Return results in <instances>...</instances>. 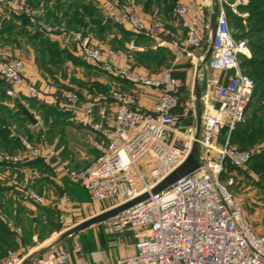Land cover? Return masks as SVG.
<instances>
[{"label":"built area","instance_id":"2783aa9c","mask_svg":"<svg viewBox=\"0 0 264 264\" xmlns=\"http://www.w3.org/2000/svg\"><path fill=\"white\" fill-rule=\"evenodd\" d=\"M96 2L112 25L132 35L149 36L153 32L135 9L133 0ZM0 3L15 16H33L32 10L19 0H0ZM216 3L209 67L232 75L213 88L209 98L220 106L216 109L209 104L210 112L202 117L199 133L194 126L179 135L175 132L174 111L180 106L181 84L170 70L154 75L136 72L139 49L134 36L122 48H103L80 32L44 20L35 21L38 33L61 34L78 43L84 61L133 85L150 87L158 95L152 115H146L132 108L129 97L119 89L111 90L102 101L84 100L73 89L60 90L54 102L88 130L87 143L100 153L84 168L73 167L55 144H39L22 136H19L21 146L15 151L0 152V162L6 165H26L40 160L53 172L47 176L50 181L66 177L88 194L92 205L118 198L112 206L115 207L148 193L147 200L104 222L112 233L133 230L137 239L135 254L115 264H264V232H257L245 220L242 205L230 194L229 184L220 178L224 162L243 168L250 161L252 151L231 146L227 139L217 152L218 159L211 160L206 153L199 152L200 166L196 171L166 190L151 193L187 160L193 148L211 149V140L223 128L231 132L236 124L244 121L253 82L240 69V58H249L250 53L246 41L235 39L231 33L227 14L228 9L236 12L244 0L232 3L216 0ZM189 12L190 8L183 4H177L173 10L177 19ZM184 26L186 38L169 44L174 62L190 57L202 47L196 24ZM121 59L123 64L119 65ZM0 80L5 83L7 97L31 99L39 95L38 89L24 77V63L19 58L0 62ZM145 158L147 169L143 171L139 163ZM8 185L32 203L55 210L57 221L66 223V211L72 203L66 192L57 197L46 196L16 176L8 179ZM68 258L67 253L60 251L40 264H66ZM22 261V257L8 252L0 264H21Z\"/></svg>","mask_w":264,"mask_h":264},{"label":"crops","instance_id":"0c3cea01","mask_svg":"<svg viewBox=\"0 0 264 264\" xmlns=\"http://www.w3.org/2000/svg\"><path fill=\"white\" fill-rule=\"evenodd\" d=\"M19 1L32 10L33 16H15L8 7L0 3V62L12 58H19L23 61L24 77L38 89L39 95L33 99L38 101L39 104H49V106L53 107L52 104H56L54 99L57 98L58 91L72 87L68 82L69 77L67 79L62 78L61 73H59V77L54 75L53 78L59 82L56 84L57 82L51 79V77H48L47 74L50 72L48 69H40L41 59L40 57L38 59L35 56V52L37 51L40 55L39 41L33 40L32 36L39 35V37L56 42L60 50L70 53L74 57L82 58L79 54L78 43L71 38L61 34L45 36L42 33H38L35 25V21L38 20H48L47 22L49 23L56 22L58 25L64 26L65 29L69 31L80 32L83 37L88 38L94 44H98L103 48H122L134 36L139 49V51L136 52L138 53L136 59V72L140 74L154 75L162 70H170L172 76L181 84L180 93L178 95L180 106L174 111L176 116V135L181 134L183 130L188 127H196V109L198 107L196 99L197 93L200 94L203 117L210 112V103H208V99L211 96V92L215 85L224 83L226 78L232 75V73L229 72L219 73L211 70L209 67V60L207 63L203 64V59L211 42L210 40L208 46H205L207 42L205 39L206 35H210L211 38V20L215 9V0H176L175 5L183 4L190 8V12L182 19L175 18L176 22L173 20L169 22L171 12L167 14L164 13L162 9H159V7L156 6L157 4L155 2L148 8V10H146L144 4L141 3L142 0H138L137 4H135V9L153 32L149 36L138 34L131 35L130 37L123 33L124 31H129L112 25L105 19L96 0ZM72 3L73 5L78 3L79 11L81 6L90 5L95 10L94 18L99 21L102 20V26L108 22L110 28L103 29L102 26L96 25L88 15L85 16L83 22H75L73 20L75 10L71 5ZM154 5L156 9H152ZM66 12H68L67 16H65ZM47 16L49 18H47ZM161 16H163L164 19L167 17V21L164 22L160 18ZM173 17L175 16L173 15ZM10 22L14 25L12 31L7 29V25ZM160 24L162 27H159ZM184 24H196L198 34L202 38V47L199 50L193 51L190 57L185 56L178 62H174L173 57L170 56L171 53H168L169 49L167 48H169L170 43L186 38L187 28ZM159 49L168 51L165 55L159 56L155 61L144 62L141 60L142 58L139 57L138 59V55L141 53L147 51L155 53ZM84 62L87 63V65L94 67L91 68L92 70L98 69L102 75L95 79H91L90 82L94 80L93 82H96V86H94V84H87L89 81H87V79H82L86 82V85L84 86L85 89L80 91L84 100H106L111 90L119 89L129 97L132 108L139 110L143 114L152 115L158 97L157 92L154 89L141 85H133L120 76L108 73L86 61ZM122 64L123 60L121 59L119 60V65ZM73 65L74 64L71 61L66 60V62H64L65 71H69ZM0 86V90L4 91L5 83L2 82ZM58 86L62 88H59ZM103 87L108 88L106 92L102 90ZM259 94L258 90L257 94L250 99L245 114L246 121L252 120L254 118V113L256 116L262 115L264 117V98L258 99ZM21 97L26 98L18 96L11 99L19 100L25 104V102L20 99ZM3 104L10 107V109L13 108L6 102H3ZM256 126V122H254L253 127ZM81 127L89 135L88 130L83 126ZM11 135L14 136L15 134L12 133ZM0 164H2V162H0ZM50 174L53 175L51 170L45 171L43 167L29 166L27 164L20 166L0 165V203L6 204L5 201H10L13 205H16V203H13L15 201L23 204L32 203L19 191L8 185V179L12 176H16L20 180H28V184L30 182L38 191H43L45 187H49L58 193L60 189H63V180L67 178L62 177L58 178L55 182H51L47 177ZM24 206L28 207L27 204ZM13 214L15 215L14 220L9 218L8 221H6L5 215L0 213V219L6 224L11 233L12 246L14 247L13 251L7 250V253L13 252L17 256L22 257L23 261L21 264H40L41 262L49 260L59 252V243L56 242V239L60 233L58 234L54 230V232H50L42 238H39L38 234L33 233L28 239H26L24 231L21 229L20 225L18 226L14 224V221H20L22 215L16 212H13ZM93 239V253L86 256L81 254L79 259L76 254V252L79 251V246L77 241H75L76 239H73V245L76 247L73 249L72 253L68 255L69 258L66 264H115L121 259L134 255L136 252L135 244L137 239L135 237V232L131 229H125L120 233H112L111 237L104 240L105 242L95 233Z\"/></svg>","mask_w":264,"mask_h":264},{"label":"rangeland","instance_id":"374dc122","mask_svg":"<svg viewBox=\"0 0 264 264\" xmlns=\"http://www.w3.org/2000/svg\"><path fill=\"white\" fill-rule=\"evenodd\" d=\"M137 1L138 0H133L134 5L137 4ZM146 1L147 0H142L141 3L145 4ZM152 1L157 2L156 0ZM227 1L232 3L234 0ZM156 4L159 9L163 10L161 5L158 3ZM175 6L176 5H174L172 8L169 22L171 20H176L175 17H173V10ZM153 8L156 9L155 5L152 7V9ZM230 13L231 15L229 24L231 33L234 36L236 35L242 37V39L246 41L250 56L255 54V51L257 50L251 48L249 45L252 44L253 41H258L260 38H264V22H261V19L264 15V0H244V3L238 6L236 12L231 11ZM160 18L164 22L167 21V17L164 19V17L161 16ZM236 18L239 19L238 22L235 20ZM101 21L102 20H100V23ZM53 23L57 24L56 22ZM205 39L207 41L205 46H208V43L211 39L210 35H206ZM165 51L167 53L168 50ZM37 52H35V56L39 59L40 55L39 52ZM168 53H171L170 50ZM259 55L261 56L262 54L258 52L257 56ZM170 56H172V54ZM244 65V61L240 60L241 70L244 69ZM40 66L41 70H45L44 68H46L50 71L47 75L57 82L56 84L59 82L53 78L54 75L58 76L59 73H61L62 78L67 79L69 77V84L71 85L72 89L78 92H80L82 89H85L84 86L86 85V82L82 79H87V81H89L87 84H94V86H96V82H93L94 80L90 82L91 79L102 76L98 69L92 70L91 68L94 67L87 65V63L83 61H81V65H73L69 71H65L64 63L55 68L51 66V64L44 65L40 63ZM244 71H249V69H244ZM20 99L24 101L26 105L19 100L17 101L11 98H8L7 100L0 99V101L6 102L10 106L17 108L18 105H23L34 115L38 121V124L36 126H32L29 122L28 125L27 123L16 120H7L5 119L3 112L0 111V118L5 120L4 125L7 128L10 127L8 128L10 134L14 133L17 136L28 137L30 138V141L39 144H55L58 149L64 150L65 157L71 160L73 167L75 168L86 167V165L89 164L92 159H96L100 155L98 151H96L91 145L87 143L86 140L88 133L83 130L81 125L78 124L66 111H64V108H61L58 104H52L55 108V112L50 113L46 110V108L39 107L41 104H39L36 100L29 102V99L24 100L22 97ZM56 100H58V98H56ZM45 105L49 106V104ZM10 111V113H7L8 116L13 113L12 111L14 110ZM261 116H256L254 113L256 124L258 123L259 117ZM245 119L246 117L244 118V121L247 120ZM244 121L239 123V125L233 131L232 140L230 136L231 132H228L226 128H223L219 132V135L211 140V149L201 146L199 148L197 147V156L199 152H202L204 154L206 153L211 160L218 159L217 152L224 145L227 139L229 145L231 146L237 147L241 150L245 149L252 151V157L258 153L263 154L264 139H259V141L255 139L254 143H251L247 146L246 142H244V139L241 138V130L245 124ZM98 139L102 141L100 138ZM0 152H3V150H0ZM147 161L148 159L145 158L139 163V166L143 171L147 169L145 167ZM255 163H258V165L262 166L255 168ZM223 168L224 171L222 175V181L229 184L228 190L230 194L242 205L245 220L251 224L257 232H264V160L253 159V161L249 162L243 168H236L229 165L227 162H224ZM21 181L26 180L21 179ZM28 185L35 189L30 182ZM63 185V189H60L58 193L49 187H45L43 190L44 192L38 191L37 189L35 190L39 193H45L46 196L57 197L63 192H66L70 196L72 203L66 211L67 221L65 224H61L57 221V212L55 210L35 203H25L28 205V208L24 206L25 204L17 201L13 202L16 203V205H13L10 201H5L6 204L0 203V213L5 215L6 221H8L9 218L14 220L15 215L13 212L21 214L22 217L20 218V221L18 222L16 220V222L14 221V224L18 226L20 225L21 229L24 231L25 238L28 239L33 233L38 234V237L42 238L48 235L50 232H54V230L61 235V233L65 232L72 226L102 212L106 208L112 207L118 200V198H113L110 201L92 205L86 192L80 189L76 184L69 181L68 179H64ZM94 233L98 234L99 238H101L103 241L112 235L104 223L93 225L84 231L76 232L75 234L65 237L62 240H60L59 235L56 239V242L59 243L58 251H63L68 255L71 254L73 249L76 247L73 245V239H76L75 241H77L79 246V251L76 252L78 259L80 258L81 254L85 256L90 255L94 251ZM0 243H2V241H0ZM2 244H4V242ZM8 250L13 251L14 247L11 246L8 248ZM6 253L7 249H5V251L0 250V263L4 260Z\"/></svg>","mask_w":264,"mask_h":264},{"label":"trees","instance_id":"16d2710c","mask_svg":"<svg viewBox=\"0 0 264 264\" xmlns=\"http://www.w3.org/2000/svg\"><path fill=\"white\" fill-rule=\"evenodd\" d=\"M156 1L157 2H155V3H158L159 5H161L163 7L162 11L166 14L172 12V8L176 2V0H156ZM153 3H154V1L147 0L144 4V8L146 10H148V8ZM71 5L74 7V10H75L74 14H73V20L75 22H77V23L83 22V19L85 18V16L88 15L94 21V23L96 25L102 26L100 21L94 18L95 17V10L90 5L89 6H84V5L81 6L80 11L78 10V8H79L78 3H76V5L75 4L73 5V3H72ZM230 12L231 11L228 9L227 14H228L229 19H230V15H231ZM65 14H66L65 16H67L68 12H66ZM47 18H49V17L47 16ZM235 20L237 22L239 21L238 18H236ZM261 22L262 23L264 22V15L261 19ZM13 28H14V25L10 22L7 25V29L9 31H12ZM102 28L103 29L110 28L109 23L108 22L105 23V25H103ZM123 33L129 37L132 35L131 33L125 32V31ZM234 38L238 39V40L242 39V37H239L236 35L234 36ZM32 39L39 41L40 59H41V63L44 65L51 64V66L59 67L64 62H66V60L71 61L74 65H81V61H83L80 58L74 57L70 53H67L63 50H60L58 48L56 42L50 41L49 39H46V38L39 37V35H33ZM249 46L251 48H254L255 50H257V51H255V54H252L249 58H246L245 56H242L240 58V60L244 61V64H245L244 69H246V70L249 69V71H244V69H243L242 70L243 74L248 76L253 82V90H252L251 96L249 98V101L247 103L246 110H247V107L249 105L250 99L253 96H255V94H257L258 90L260 93L258 96V99L264 98V38H262V39L260 38L258 41H253L252 44H250ZM258 52L261 53L262 55L257 56ZM165 53H166V51L164 49H159L155 53L151 52V51H147L145 53H141L140 55H138V59L140 57V58H142L141 60H143L144 62L145 61L146 62L155 61L158 59L159 56L165 55ZM137 54L138 53H136V59H137ZM2 82L3 81L0 80V84H2ZM65 89H68V88H65ZM69 89H72V88H69ZM107 89H108L107 87H103L102 90L104 92H106ZM76 92L82 97L80 92H78V91H76ZM6 98H8V97L5 95L4 91L0 90V99L5 100ZM25 99L27 100V98H24V100ZM29 100H28L29 102L35 101V99H29ZM39 107L46 108V110L50 113L55 112V108L52 106H46L45 104H41ZM10 110H14V111H12L13 113H11L8 116L7 113H10L11 112ZM0 111L3 112V115H4L5 119H7V120H16V121H20V122H24V123L28 124L27 119L22 115L21 111L17 107H13V109H10L9 107L5 106L3 104V102L0 101ZM4 121L5 120L3 118H0V150H3V152H6V153H10V152L15 151L17 148H19L21 146V143L19 140V136H16V135L12 136L10 134L9 129L4 125ZM244 122H245L244 127L241 130V138L244 139V142H246L247 146L251 143H254L255 139H257L258 141H259V139H264V117L263 118L259 117V121L256 124L257 125L256 127H253V123L256 122L255 118H253L250 121H244ZM238 125H239V123L236 124L234 129L231 131V134H230L231 140L233 137V131L236 129V127ZM26 138H28V137H26ZM28 139L30 140V138H28ZM231 140H230V142H231ZM60 153L62 156L65 157L63 149H60ZM261 154L262 153H258L256 155H254L253 157H251L249 162L253 161V159L264 160V153L262 155ZM0 165L6 166L5 163H2ZM27 165L43 167L45 171H49V169L44 167V165L41 163L40 160H35L32 162H29V163H27ZM11 166H14V165H11ZM17 166H20V165H17ZM258 166H260V165H258V163H255V168H257ZM222 175H223V172L220 176L221 180L223 178ZM0 241H2V243L4 242V244L0 243L1 244L0 245L1 251H5V249L8 250V248L13 245L11 233H10L8 227L6 226V224L1 219H0ZM6 246H8V247H6ZM4 257H6V255Z\"/></svg>","mask_w":264,"mask_h":264},{"label":"water","instance_id":"95a60500","mask_svg":"<svg viewBox=\"0 0 264 264\" xmlns=\"http://www.w3.org/2000/svg\"><path fill=\"white\" fill-rule=\"evenodd\" d=\"M216 13H217V3L215 0V9L213 13V17L211 20V37L213 38L215 34V19H216ZM212 42H210V45L206 51L205 57L203 59V64L207 63L212 52ZM197 102H198V107L196 109V129L197 133H199L200 130V125H201V120H202V106L200 103V94L197 93L196 96ZM208 103H212L214 108H219L220 104L219 102L215 101L213 98L208 99ZM19 110L21 111L22 115L27 119V121L30 123L32 126H36L38 124L37 119L34 117V115L23 105H18ZM198 150L197 148H193L192 153L189 155L187 160L179 167L177 168L174 172H172L168 177H166L163 181H161L157 186H155L151 193L152 194H157L163 190H166L168 187L171 185L175 184L177 181L186 178L189 174L193 173L196 171L200 164L197 156ZM149 197L148 193H144L137 198L133 199L132 201H129L127 203L106 209L74 226L66 230L65 232L61 233L60 235V240H62L65 237L71 236L75 234L76 232L82 231L92 225L104 223L108 221L109 219L117 216L121 212L133 207L134 205L138 204L139 202L147 200Z\"/></svg>","mask_w":264,"mask_h":264}]
</instances>
